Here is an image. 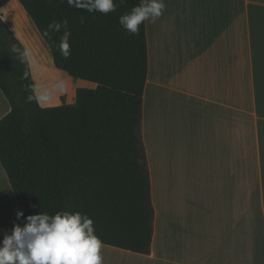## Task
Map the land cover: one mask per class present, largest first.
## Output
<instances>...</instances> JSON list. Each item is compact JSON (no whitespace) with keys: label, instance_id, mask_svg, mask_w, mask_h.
I'll return each instance as SVG.
<instances>
[{"label":"crops","instance_id":"crops-1","mask_svg":"<svg viewBox=\"0 0 264 264\" xmlns=\"http://www.w3.org/2000/svg\"><path fill=\"white\" fill-rule=\"evenodd\" d=\"M164 4L145 21L150 252L102 244L103 264H264V0ZM61 95L75 100L38 102ZM9 110L0 90V119ZM17 210L0 164V240L25 223Z\"/></svg>","mask_w":264,"mask_h":264},{"label":"trees","instance_id":"trees-1","mask_svg":"<svg viewBox=\"0 0 264 264\" xmlns=\"http://www.w3.org/2000/svg\"><path fill=\"white\" fill-rule=\"evenodd\" d=\"M9 0H0V7ZM48 48L53 66L94 84L75 100L41 106L23 44L0 14V90L10 110L0 119V164L23 211L80 212L102 244L148 254L154 208L140 133L147 77L145 22L132 35L119 23L141 0H114V12H88L81 0H18ZM59 22V31H48ZM70 55L59 43L64 32Z\"/></svg>","mask_w":264,"mask_h":264},{"label":"clouds","instance_id":"clouds-1","mask_svg":"<svg viewBox=\"0 0 264 264\" xmlns=\"http://www.w3.org/2000/svg\"><path fill=\"white\" fill-rule=\"evenodd\" d=\"M123 2V0H121ZM88 12L108 14L114 12V0H81L79 5ZM164 0H141L129 12L119 17L120 25L132 35L139 34L140 25L148 20L155 21L162 15ZM59 22L49 24L48 31H59ZM65 31L58 45L61 54L70 55L68 38ZM21 59L27 51L21 52L13 45ZM17 219L24 216L17 210ZM102 241L96 235L93 221L80 212L59 211L54 215L46 212L30 214L23 225L14 223L10 232L0 240V264H103L101 255Z\"/></svg>","mask_w":264,"mask_h":264},{"label":"rangeland","instance_id":"rangeland-1","mask_svg":"<svg viewBox=\"0 0 264 264\" xmlns=\"http://www.w3.org/2000/svg\"><path fill=\"white\" fill-rule=\"evenodd\" d=\"M0 12L6 24L18 33L25 44L29 66L34 75V86L36 84L34 92L40 103H54L57 94L62 91L69 93L77 87H94L93 83L70 77L53 66L47 46L18 0H10L0 7Z\"/></svg>","mask_w":264,"mask_h":264}]
</instances>
